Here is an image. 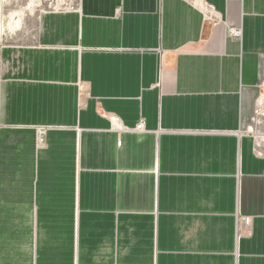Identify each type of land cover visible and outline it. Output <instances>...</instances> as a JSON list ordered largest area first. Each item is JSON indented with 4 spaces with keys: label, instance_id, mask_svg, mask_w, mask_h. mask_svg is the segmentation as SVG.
Masks as SVG:
<instances>
[{
    "label": "crops",
    "instance_id": "0c3cea01",
    "mask_svg": "<svg viewBox=\"0 0 264 264\" xmlns=\"http://www.w3.org/2000/svg\"><path fill=\"white\" fill-rule=\"evenodd\" d=\"M198 1L72 0L4 46L0 264H264V0Z\"/></svg>",
    "mask_w": 264,
    "mask_h": 264
},
{
    "label": "rangeland",
    "instance_id": "374dc122",
    "mask_svg": "<svg viewBox=\"0 0 264 264\" xmlns=\"http://www.w3.org/2000/svg\"><path fill=\"white\" fill-rule=\"evenodd\" d=\"M71 2L72 0H0V53L5 45L29 42L44 11L65 7ZM3 84V65L0 55V121Z\"/></svg>",
    "mask_w": 264,
    "mask_h": 264
},
{
    "label": "built area",
    "instance_id": "2783aa9c",
    "mask_svg": "<svg viewBox=\"0 0 264 264\" xmlns=\"http://www.w3.org/2000/svg\"><path fill=\"white\" fill-rule=\"evenodd\" d=\"M188 3H190L193 7L199 9L201 13L203 14L204 20H213L214 18H218V13L215 11L214 7L210 4L207 3L206 1H198V0H185ZM74 8L71 3L66 5L65 7H62V9H72ZM52 9H60V8H52ZM51 10V9H49ZM229 34L230 36L240 39L241 37V28L239 27H231L229 29ZM263 108L258 109L257 113L264 112ZM110 121L112 123V127H117L119 128L120 121L116 116L111 115L110 116ZM143 125V121L140 120L139 124L136 126V129H141ZM49 127H36V146L37 147H42L44 144V135L45 132L48 130ZM121 128V127H120ZM251 127H249L248 131L251 132ZM121 140L118 139L116 142L117 146H120Z\"/></svg>",
    "mask_w": 264,
    "mask_h": 264
}]
</instances>
